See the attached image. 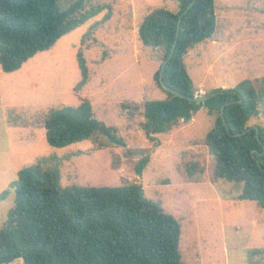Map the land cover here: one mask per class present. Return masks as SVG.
<instances>
[{"label": "rangeland", "instance_id": "1", "mask_svg": "<svg viewBox=\"0 0 264 264\" xmlns=\"http://www.w3.org/2000/svg\"><path fill=\"white\" fill-rule=\"evenodd\" d=\"M97 3L110 7L108 19L100 23L106 8L18 69H0V193L5 192L0 226L13 204L11 183L17 171L35 164L57 170L61 186L139 183L148 198L159 201L179 220L182 264H264V208L238 198L242 184L213 178L203 138L215 116L202 107L190 120H179L168 132L148 139L140 125L141 113L130 122L127 109L120 107L122 102L141 104L166 96L153 78L164 50L143 45L138 27L155 8L175 12L178 3L91 2ZM214 5V32L224 36L216 45L207 39L200 42L205 50H199L192 61L183 57L196 95L264 76V0H214ZM77 52L87 69L80 89L75 88L82 78ZM83 98L89 99L96 118L116 126L124 146L100 136L63 148L46 142L43 122L48 109L77 104ZM248 125L264 127V103ZM142 156L148 162L138 175L135 167ZM9 264L23 263L17 258Z\"/></svg>", "mask_w": 264, "mask_h": 264}, {"label": "trees", "instance_id": "2", "mask_svg": "<svg viewBox=\"0 0 264 264\" xmlns=\"http://www.w3.org/2000/svg\"><path fill=\"white\" fill-rule=\"evenodd\" d=\"M174 1L177 11L155 8L138 27L140 42L162 47L164 59L175 38L178 16L191 2ZM91 2L0 0V69H18L38 51L51 48L61 36L106 8L100 23L110 17V7ZM215 29L214 0H196L181 19L173 55L163 70L162 79L168 87L195 95L183 57L189 48L211 38ZM77 58L82 78L75 88L80 89L87 69L81 52ZM160 66L153 78L166 96L141 104L122 102L127 120L131 122L141 113L142 131L152 139L154 134L168 132L179 120H190L205 107L215 116L203 138L213 178L242 184L238 198L264 208V127L248 125L264 103V76L243 79L230 88H213L208 92L215 93L212 97L196 104L161 86ZM43 126L46 142L56 148L99 136L125 145L116 126L96 118L87 98L48 109ZM147 162V156L140 158L135 167L138 175ZM188 174L192 176V170ZM11 188L13 204L0 226V264L17 258L23 264H182L179 220L159 201L148 198L139 183L61 186L57 170L31 164L17 171ZM2 198L5 192L0 193Z\"/></svg>", "mask_w": 264, "mask_h": 264}, {"label": "water", "instance_id": "3", "mask_svg": "<svg viewBox=\"0 0 264 264\" xmlns=\"http://www.w3.org/2000/svg\"><path fill=\"white\" fill-rule=\"evenodd\" d=\"M196 0H191V2L185 7V9L179 14L178 16V22H177V30H176V33H175V38H174V41H173V44L169 50V53L167 55V57L163 60V62L161 63V66H160V72H159V82L161 84V86L171 92L172 94L174 95H177V96H180L182 98H186L188 99L189 101H192V102H195L196 104H200V103H203L205 102L206 100H208L210 97H212L215 93H206V94H202V95H194V96H187V95H184L176 90H173L172 88L168 87L164 82H163V70L165 68V65L166 63L169 61V59L172 57L173 55V52H174V48H175V45H176V42H177V38H178V34H179V30H180V22H181V19L182 17L186 14V12L191 8V6L194 4ZM223 122H224V119H222ZM225 123V122H224ZM257 127H256V131H257ZM235 135H239V134H235Z\"/></svg>", "mask_w": 264, "mask_h": 264}, {"label": "crops", "instance_id": "4", "mask_svg": "<svg viewBox=\"0 0 264 264\" xmlns=\"http://www.w3.org/2000/svg\"><path fill=\"white\" fill-rule=\"evenodd\" d=\"M216 13V12H215ZM216 22H217V16H216ZM230 31V30H229ZM228 31V33H226V34H228V36H230V32ZM225 34V35H226ZM217 36H218V38H217ZM216 36V34H215V32H214V34H213V36L211 37V38H209V39H207V40H209V41H211V43H213L214 45H216V44H218V42H219V40H220V38H221V36H224L223 35V33H222V35H217ZM231 38V37H230ZM233 39V38H232ZM204 44L203 43H200L199 45L197 44V45H195L193 48H192V50H189L188 49V51L186 52V57H185V59H189L190 61H192L193 59H194V57H195V54H198V52H199V50H201V53H203V50H205V49H201V48H203L204 46H203ZM191 49V48H190ZM198 49V50H197ZM186 66V65H185ZM210 67H212V66H210ZM192 81V80H191ZM237 84V83H236ZM197 92V91H196Z\"/></svg>", "mask_w": 264, "mask_h": 264}]
</instances>
